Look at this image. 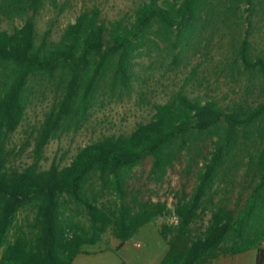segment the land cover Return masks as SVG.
I'll return each instance as SVG.
<instances>
[{"label":"trees","instance_id":"1","mask_svg":"<svg viewBox=\"0 0 264 264\" xmlns=\"http://www.w3.org/2000/svg\"><path fill=\"white\" fill-rule=\"evenodd\" d=\"M44 2L0 0V18L22 19L13 30H0V264H73L84 246L97 244L107 231L123 245L167 210L142 177L129 183L126 173L148 158L149 174L163 175L190 156L194 138L212 131L217 139L190 190L189 163L181 172L173 194L178 223L162 264H205L249 250H256L254 264H264V53L254 52L247 37L232 53L252 85L244 97L222 106L176 93L153 104L151 119L129 134L104 135L66 165L54 159L48 168L41 166L50 140L85 116L106 79L130 90L136 40L146 28L155 23L170 51L180 49L177 59L217 13L237 8L234 0H145L128 26L102 18L94 6L66 26L58 44L47 43L49 30L38 38L36 17ZM244 20L252 26L250 17ZM40 82L55 87L56 98L26 144L32 147L31 162L15 166L8 142ZM249 128L256 149L248 156V195L213 203L205 231L188 238L226 150Z\"/></svg>","mask_w":264,"mask_h":264},{"label":"rangeland","instance_id":"2","mask_svg":"<svg viewBox=\"0 0 264 264\" xmlns=\"http://www.w3.org/2000/svg\"><path fill=\"white\" fill-rule=\"evenodd\" d=\"M144 2L145 0H45L36 17L38 38L41 39L49 30L47 43L58 44L66 26L73 23L82 11H93L94 6L101 11L102 18L117 20L128 26L134 21L136 11ZM234 2L238 5L237 8L230 11L224 8L217 13L202 34L198 32L195 45L184 49L177 59L173 56L180 49L170 51L166 43L162 42L157 25L154 23L146 28L136 40L130 90L118 89L110 78L106 79L95 103L85 116L74 119L66 132L50 140L41 166L48 168L54 159L66 165L81 147L99 137L129 134L138 124L151 119L154 114L153 104L166 103L176 93H183L190 98L218 100L222 106L244 97L252 85L247 76L238 71L232 53L243 37L249 39L254 52L264 53V0H254L257 5L255 8L247 2ZM253 10L256 12H252ZM248 17L253 23L251 27L244 20ZM241 19L245 21L244 25ZM21 23V18H0V30L11 31ZM55 90V87L45 82L35 86L23 122L8 142L11 164L22 167L31 162L32 147H26V144L51 108L56 98ZM251 131V128L241 130L236 142L226 150L214 187L190 226L188 238L205 231L211 218L210 208L213 203H230L248 195V156L256 149ZM216 139L214 131L194 138L191 141L190 156L184 157L182 164L168 168L163 175L149 174L151 164L148 158L126 173L129 183H137L142 177L148 189L155 194L154 200L165 202L167 210L143 225L123 245H119V240L107 231L97 244L84 246L77 257H98L108 253L117 257L119 264H162L169 240L174 236L173 229L178 223L173 194L181 183V172L189 163L190 190L195 185V174L205 162L203 157H208L207 153L212 151ZM255 257L256 250H249L239 255L222 254L205 264H254ZM79 261L76 260L75 264H80Z\"/></svg>","mask_w":264,"mask_h":264},{"label":"crops","instance_id":"3","mask_svg":"<svg viewBox=\"0 0 264 264\" xmlns=\"http://www.w3.org/2000/svg\"><path fill=\"white\" fill-rule=\"evenodd\" d=\"M80 260V264H119L117 257H112L110 254H100L98 257H76L73 261V264L76 263V260Z\"/></svg>","mask_w":264,"mask_h":264}]
</instances>
